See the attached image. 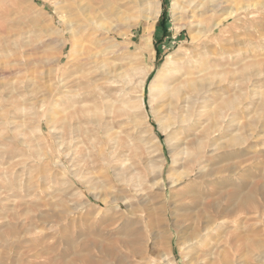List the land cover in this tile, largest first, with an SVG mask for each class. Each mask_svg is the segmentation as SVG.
I'll return each mask as SVG.
<instances>
[{
  "label": "rangeland",
  "instance_id": "obj_1",
  "mask_svg": "<svg viewBox=\"0 0 264 264\" xmlns=\"http://www.w3.org/2000/svg\"><path fill=\"white\" fill-rule=\"evenodd\" d=\"M176 1L0 0V264H264V0H198L194 20ZM197 52L217 77L177 138L210 146L205 194L198 170L171 185L176 138L153 89L172 56L193 70ZM141 139L160 142L162 191L133 188L156 171ZM222 196L247 205L225 203L216 235L180 251L176 226Z\"/></svg>",
  "mask_w": 264,
  "mask_h": 264
},
{
  "label": "bare ground",
  "instance_id": "obj_2",
  "mask_svg": "<svg viewBox=\"0 0 264 264\" xmlns=\"http://www.w3.org/2000/svg\"><path fill=\"white\" fill-rule=\"evenodd\" d=\"M174 3H175L174 12H176V15L179 14L180 16L182 15L184 19L189 18L192 20L196 18L197 11L200 10L203 6H205V2L198 3V0H177ZM208 9L206 10L208 11ZM159 14L160 11L157 12L158 16ZM176 19H178V17H176ZM189 25L190 23L186 24L187 27ZM68 28L69 31L72 33V36H76L75 34L76 32L72 28L71 24L68 25ZM207 56H208V52H197L193 57V59L197 62L196 63L197 65L195 68H193V70L186 69L181 60H176L175 57L172 56L167 63L166 72H162L163 73L162 76H160L158 80L153 84V89L156 91V96L158 97L161 105V112H160L161 117L159 119L160 129L163 133L165 134L169 133L171 137L176 138V141L174 142L170 140L172 146L171 152L173 153L172 157L174 160V164H173L174 167H171V171L169 174L171 185L172 186L180 185L186 179L192 180L195 172L198 170V179L200 180L201 182L200 185L202 186L200 191L201 193L203 192L204 194L205 192L210 190L205 186L210 183L211 181L210 179H214L211 178L212 177L211 175L214 176V173L208 174L207 173L208 170L205 169V165H207L211 161L210 158H208V150L210 146H208L205 140H199L197 137L195 138L196 139L195 141H193L191 144L188 145V143H185L183 139L177 138L180 135L179 131L177 133V130L178 129H180V131L194 130L193 126L195 125H193L192 123L193 120L192 114H193L194 106L197 103V100L199 99L201 93H203V90L206 87V85L208 84V86H210L212 79L217 77V74L211 71V68L208 66V62L206 63L199 61L200 59L202 60L206 58L208 59ZM195 70L198 71L197 75L194 72ZM204 73L208 76L204 78L199 77L200 74H204ZM149 74H150L149 71L145 72L140 78L139 86L141 89L146 85L145 83L147 81ZM154 98L155 95L152 97V99ZM227 107L229 109L235 107L234 102H230ZM131 109L132 108L127 107L124 110L128 112L131 111ZM223 114L224 112L222 110L213 109L212 111H210L209 117L213 121V126L217 127L219 125V119L223 116ZM129 122L134 123L136 130H139L140 124L135 123V118L129 116ZM152 141H153L152 139L150 142H147L146 139L143 140L141 139V143L145 145V148L142 156H139V160H140L139 163L144 165L148 171L153 169L156 171H154L150 179L149 180L146 179V181H144L141 176H137V177L133 176L131 178L133 182V188L136 189L137 192L141 191L142 186L144 184H150L152 185V187L153 186L157 187V189L161 191L164 190L165 188V181L164 178L162 177V173L166 165V160L164 159L163 155L162 156L159 155L158 143L160 142L158 141V139H156V143ZM240 144H242L241 139L236 138L232 140V142H230V147H235ZM211 152L212 153L215 152V149H212ZM208 176H210V178ZM225 203L230 205V207L232 206L238 207L235 204V202L229 200L228 197L222 196L217 202L210 203L207 205V212L204 216H197L196 221H199L201 217L200 222L197 223L193 222L191 224H187V222H183L182 223L183 226L181 225L176 226V229L178 231L177 234L180 235V243H179L180 251L184 252V250L186 249L192 250L194 245L208 242L213 238L214 235H216L213 233H216V231L218 230L219 221L221 219L223 220L225 219L224 217L221 218V215L223 213L222 211L227 209V207L224 208ZM246 205L247 203L244 202L242 206L238 207V210L241 211L244 210ZM232 211H230L229 214H231ZM147 214L149 217L150 216L149 214H151V212ZM172 215L174 218L176 219L178 218L176 212H173ZM231 215L233 216V214ZM166 216L168 218V214ZM228 219L231 220L230 217ZM190 229L191 232L189 233L188 231ZM225 248L227 247L225 246L223 249ZM229 249H231V247ZM232 249L234 248L232 247ZM222 252L224 251L221 250L220 253ZM214 255L216 256V252L214 253ZM185 258L189 261L188 263L190 264L191 262L190 253H188V255H186ZM212 263L213 262H211V264Z\"/></svg>",
  "mask_w": 264,
  "mask_h": 264
}]
</instances>
